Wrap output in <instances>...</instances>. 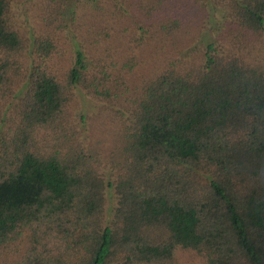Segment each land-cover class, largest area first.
Masks as SVG:
<instances>
[{
	"label": "trees",
	"instance_id": "obj_1",
	"mask_svg": "<svg viewBox=\"0 0 264 264\" xmlns=\"http://www.w3.org/2000/svg\"><path fill=\"white\" fill-rule=\"evenodd\" d=\"M186 253L264 264V0H0V264Z\"/></svg>",
	"mask_w": 264,
	"mask_h": 264
},
{
	"label": "rangeland",
	"instance_id": "obj_2",
	"mask_svg": "<svg viewBox=\"0 0 264 264\" xmlns=\"http://www.w3.org/2000/svg\"><path fill=\"white\" fill-rule=\"evenodd\" d=\"M221 10V9H219ZM222 12V11H221ZM220 15V13H218ZM140 36V33L138 34ZM148 63H151L150 61ZM147 68L151 71V69L153 68V65H149L147 64ZM141 72H144V71H141ZM116 202V200H115ZM184 258V261L185 263L183 264H201V261L198 259V257L195 259L196 255L194 254H191V253H186V254H183L182 255Z\"/></svg>",
	"mask_w": 264,
	"mask_h": 264
}]
</instances>
